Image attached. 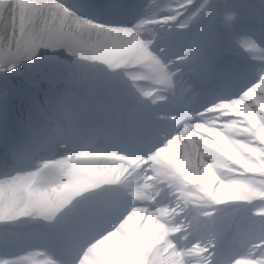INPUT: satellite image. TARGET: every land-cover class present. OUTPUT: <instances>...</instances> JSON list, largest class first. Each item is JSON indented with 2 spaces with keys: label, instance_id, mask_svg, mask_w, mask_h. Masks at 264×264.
Returning <instances> with one entry per match:
<instances>
[{
  "label": "clouds",
  "instance_id": "clouds-1",
  "mask_svg": "<svg viewBox=\"0 0 264 264\" xmlns=\"http://www.w3.org/2000/svg\"><path fill=\"white\" fill-rule=\"evenodd\" d=\"M13 6L8 0L0 9ZM35 7L19 32L0 24V73L38 82L25 115L11 127L0 122V264H82L138 210L169 230L191 225L156 253L200 243L208 264H222L225 251L231 264L240 257L264 264V176H233L240 166L218 144L197 141L196 171L202 159L214 177L188 185L159 155L184 142L185 127L227 121L218 105L264 80V28L250 46L226 48L223 21H239L230 0H37ZM249 7L264 20V0ZM108 32L125 39L101 42ZM96 162L109 166L91 167ZM237 183L250 187L233 189Z\"/></svg>",
  "mask_w": 264,
  "mask_h": 264
},
{
  "label": "rangeland",
  "instance_id": "rangeland-1",
  "mask_svg": "<svg viewBox=\"0 0 264 264\" xmlns=\"http://www.w3.org/2000/svg\"><path fill=\"white\" fill-rule=\"evenodd\" d=\"M7 2L8 0H0V6L5 5ZM12 3L14 6L10 12H6L0 9V24L6 23L10 31L14 34L16 32H19L22 29V27L26 26L28 22L31 20V18L36 14L35 5L37 3V0H12ZM247 36L248 35L246 33H244V35L243 34L241 35L240 30L236 26H234L231 33L227 37L224 38L226 41L225 45H230L231 47L235 45L250 46L251 41H248L247 38L245 39V37ZM239 38H242L243 40L239 41L238 40ZM99 39L101 42L108 41L112 43H117L120 40L125 39V36L118 32L117 33L108 32V33H105L103 36H101ZM8 67L10 68L12 67V65H9ZM10 76L11 75H9V77ZM2 83H3L2 79L0 78V88L2 87ZM242 95H240L238 99L230 102L229 106H223L225 108L231 109V115H236L239 112L243 111L245 107L254 106V103H257V101L261 100V97L264 96V80H261L259 83L255 84L254 87H252L249 91L244 92ZM257 95L259 96L257 97ZM6 106H7L6 96L0 94V122L4 120L3 118L5 116ZM222 123L223 122H220L219 124H222ZM228 123L232 124L231 121ZM237 124L240 125L239 128H244L245 126L250 127L253 131V134L252 136L248 137L244 135V133H232L231 139H229L225 143V155L229 158H236L239 160L238 165L240 166V170L235 169L232 171L231 174L236 177L242 176L243 174L239 175V172H238V171H241V168H242V171L252 172L253 174H251V176L253 175V178H260L264 176V105H259L255 110L246 109L245 117L243 118L242 121L237 122ZM223 125L225 127L228 126L226 123H223ZM233 125L234 126L236 125L235 122H233ZM216 129H217L216 127L214 129H208L205 127L203 133L206 135L208 132L212 130H216ZM188 134L193 136V134L191 133V130L187 128L184 131V135L187 136ZM238 140L243 142L246 145V147H242L239 150L236 148H233V147H236V142ZM202 141H204V138H202ZM178 142H179L178 140L171 141L170 142L171 145L167 146L166 148L167 151L169 152L173 146H176L177 149H179ZM241 152L247 154L249 159L245 160L241 156ZM187 153L188 154L191 153V150L188 151ZM186 158H189V160H193V161L195 160V157H192V155L191 157H186ZM97 163H100L102 167L109 166L107 164H103L102 162H96V163H92L91 167L95 168L97 166ZM110 167L113 171H119L121 164L118 162H112ZM202 169H203L204 175H208L207 168L204 166L202 167ZM247 187H250V186L244 185L242 183H237L233 185V189L247 188ZM166 212L167 211H165V213ZM147 218L150 224L154 226V228L150 227L149 232H152V231L157 232L158 228L164 227L163 225L156 222L152 214H149ZM125 227L126 226H123V228ZM118 233H121V232L119 231ZM118 233H113L112 238L117 237ZM176 234L177 232H175V235ZM125 238L127 240L128 252L124 254H120L118 256L117 264H143V261L141 259V256H143V251L134 242V240L132 239L131 233L129 232L125 236H123L121 238V243L123 242ZM115 239L116 238L110 240L109 238H106L104 241L96 245L93 249L90 250V253L87 254L83 258L82 264H101V259L104 258L102 256L106 255V253H108V256H110L109 259L111 261V257L113 258V255H110L112 251H110V249L106 247H109L110 245H112L115 248H117V251H121L120 248H118L119 244ZM182 239L186 242L190 239V236L186 234ZM170 245H175V244L170 243ZM195 246L197 247V251H201V250L204 251V249H202L200 245H195ZM105 248H106L105 250L106 253L103 251ZM184 252L185 254L188 253L186 252V248L176 249L174 253H170L169 251H166V254L164 256H168L170 258L171 255H176L177 260L174 261L173 264H185L187 260H186V256ZM105 258L108 260L107 256ZM249 260H250L249 258L245 257L244 260L243 259L237 260L236 264H250ZM152 262L153 261H151V263ZM250 262L251 264L257 263L256 261H252V260H250ZM104 263L105 262H103V264ZM156 264H159V263H156ZM195 264H200V263H195Z\"/></svg>",
  "mask_w": 264,
  "mask_h": 264
},
{
  "label": "snow or ice",
  "instance_id": "snow-or-ice-1",
  "mask_svg": "<svg viewBox=\"0 0 264 264\" xmlns=\"http://www.w3.org/2000/svg\"><path fill=\"white\" fill-rule=\"evenodd\" d=\"M105 31H110V30H105ZM229 255H230V253L228 251H225V253H224L225 258H224L222 264H231V261L227 258ZM239 259L240 258H238V260ZM2 264H9V262L5 260L2 262Z\"/></svg>",
  "mask_w": 264,
  "mask_h": 264
}]
</instances>
